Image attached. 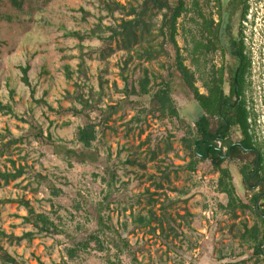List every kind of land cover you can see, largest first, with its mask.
<instances>
[{
  "label": "rangeland",
  "instance_id": "1",
  "mask_svg": "<svg viewBox=\"0 0 264 264\" xmlns=\"http://www.w3.org/2000/svg\"><path fill=\"white\" fill-rule=\"evenodd\" d=\"M246 3L248 8L242 19L241 34L250 60L251 94L247 105L252 112L249 117L252 130L255 138L262 143L264 153V0H246ZM101 6L99 0H23L21 9L17 10L7 0H0V98L4 103H9L19 116L41 124L44 135L50 130L54 138L67 142V145L74 140L75 128L82 124V120L70 113L51 111L43 101L54 108L70 105L65 95L74 89L77 78L75 72L70 79L65 76V65L73 70L76 68L79 41L66 35V32L90 29L99 15L103 16L102 23L107 24L109 20ZM177 40L181 46L179 36ZM98 43L96 38H84L82 41L89 83L98 89L102 80V87L111 96V99L104 96L103 102L115 103L124 96L120 91L124 86L120 66L126 53L114 50L99 61L96 59L97 50L87 54L91 49L88 46H98ZM165 59L160 57L151 63L142 62V65L148 66L152 73H162L160 62H165ZM25 65L29 66V86L20 80V67ZM127 66L123 74L131 78L140 74V69H134L131 63ZM147 97L141 101L143 105H147ZM173 98L179 109L178 118L189 122L191 108L199 111L198 105L184 91L174 94ZM123 111L117 110L109 117L105 122L109 127L104 129L103 134L101 128L96 127L98 132L93 146L99 158L92 163L74 162L72 167H68L51 146L34 140L18 144L22 147L11 150L10 157L16 167L30 166L41 175L50 177L60 189L58 203L61 208H57L56 213L50 211L51 205L47 201L49 188L43 184L33 187L36 183L31 181V176L24 174L14 181L0 182V198L21 196L29 199L36 210L46 211L51 217L62 216L66 223L81 222V215L76 214L71 205L79 202L81 195L93 201L101 197L103 185L99 179L105 173L103 167L107 153L115 161L134 159L143 165L123 163L117 167L115 184L117 191L125 195L108 204L104 217L114 226L115 233L121 239H127L137 260L143 264H254L252 249L233 234L242 230L241 222L251 226L256 218L248 208L236 209V216L233 217L219 207V203L225 200L217 191L206 162L199 160L192 172L184 169L175 172L171 168L168 181L158 179L160 172L157 167L163 169L169 163L179 165L189 159L180 142L184 129L178 118L168 115L156 117L148 113L139 132L132 123H127L135 109L125 107ZM89 117L92 122L97 120L92 113ZM27 126V122L0 111L1 133L9 130L12 134H18ZM166 144L171 146L167 152L164 151ZM4 156L0 157V169H11ZM171 187L186 190L187 193L176 195ZM141 192L144 195L136 199ZM166 196L174 198V201L166 202ZM147 202L152 204L157 219L163 213L171 216L170 248H166L158 230L151 233L147 227L134 225L130 212L145 214ZM25 213L23 206L15 201L2 203L0 229L16 235L30 230L31 226L21 221ZM162 222L165 226V221ZM69 244L58 235L35 237L30 241L23 239L19 243L9 244L0 235L3 248L30 264H35L37 260L50 263L66 258L64 248ZM86 254L81 259L70 261L71 264H105L102 253L90 250ZM128 255L121 253L120 264H130ZM257 264H264V260Z\"/></svg>",
  "mask_w": 264,
  "mask_h": 264
},
{
  "label": "trees",
  "instance_id": "2",
  "mask_svg": "<svg viewBox=\"0 0 264 264\" xmlns=\"http://www.w3.org/2000/svg\"><path fill=\"white\" fill-rule=\"evenodd\" d=\"M11 6L15 9H21V3L23 0H7ZM122 3L120 0H99L101 3V9L105 11V17L108 18L107 24L102 23V15L97 17L93 26L85 31H67L66 35L75 37L78 43L79 52L77 54L76 68L73 70L69 65H65V76L70 79L75 72L77 82H74V89L66 92V99L69 100L70 105L67 107L58 106L52 107L50 104L43 101V104L51 110L58 113H70L73 116L79 117L82 120V124L77 125L75 128L74 140L71 144L67 145V142L58 140L52 136L50 130L43 134V128L41 124L34 120H26L23 116H19L13 107L9 103H4L0 98V111L4 114H11L23 122H27L28 126L22 128V131L18 134H12L9 130L4 133L0 132V157L4 156L11 169H0V182L8 183L14 181L21 175L31 176V181L35 182L37 187L43 184L49 188L50 196L48 202L51 205V212L56 213L57 208H61V204L58 203L59 188H57L50 177L41 175L39 171L33 170L30 166L19 165L15 166V161L10 157L11 150L18 144L30 143L34 140L40 144L51 146L54 153H56L61 160L68 166L72 167L73 163L83 164L92 163L97 161L99 156L94 148V143L97 137V126L101 128V134L104 133V129L109 127L105 122L109 117L117 110H121L124 113V108L129 107L135 109L134 114L128 119L127 123H132L133 127H137L139 132L142 131L141 125L145 121V115L150 113L157 115L156 117H163L165 115L172 116L174 118L179 117V109L175 105L173 98L174 94L182 91L186 95H190L193 88V75L190 69L184 62V57L179 51V46L176 43V20L183 10L182 1L178 4L174 0H124ZM248 8L246 3L243 7L242 18H245V14ZM159 15V16H158ZM84 38H96L98 40V46H88L90 51L87 52L90 55L91 52L97 50L99 61L104 60L112 54L114 50H122L126 53V57L122 60L120 66L121 77L124 82V86L120 91L123 92V98L117 99L115 103H104L103 97L107 96L111 99L110 94L103 88V81H99V88H93L89 83L86 64V55L83 51L85 46L82 44ZM241 51H245L244 41L241 34ZM160 57H165V62H160L162 69L161 72L152 73L148 66L142 65V62L151 63ZM247 61L246 67H248V73L250 71V60L246 54ZM131 63L134 69L139 68L140 74L136 78H131L128 75L123 74V71L128 68L127 64ZM29 66H21L20 80L26 86H29L30 81L28 79L27 71ZM103 86V87H102ZM115 90H118L114 87ZM154 90V91H153ZM33 93V90L31 91ZM198 99L201 100V105L207 107V103L204 100L206 97L198 95ZM147 97V105H143V101ZM130 97H136L131 100ZM196 97V96H195ZM246 102L242 101L240 107L241 120L240 125L242 133L247 136L248 143L255 141L258 147L259 155L257 161V170L255 175L260 171L261 176L264 178V153L262 152V143L259 142L252 130V124L250 123L251 110L246 108ZM95 115L97 120L92 122L89 118V114ZM178 122L184 129V133L180 138L183 149L187 152L189 159L179 165L167 164L163 169L158 168L160 172L159 180H169V170L172 168L175 172L178 169H184L186 171H194L196 164L202 157L199 153L202 151V145L200 139L197 140V133H201V138L206 135V130L202 127L193 129L189 122L184 119L178 118ZM6 137V140L3 138ZM196 146L198 149L196 150ZM171 146L165 145L164 151H169ZM104 174L100 176L99 183L103 185L102 191H100L101 197L97 200L87 199L88 197L80 196L79 202L72 204L71 208H74L79 215H81V222L66 223L62 216L56 215L51 217L46 211L36 210L34 205L29 199L24 197L16 198H0V206L4 202L15 201L17 204L23 206L25 214L21 216V221L31 226L30 230L24 231L19 235L12 232L5 233L0 229V235L3 236L9 244L19 243L21 240L30 241L35 237H43L50 235H58L64 238L70 244L67 245L65 250L66 258H62L59 261H52L45 263L37 260L35 264H71L70 261L81 259L83 255H87L90 250L102 253L104 256L105 264H120V255L125 252L129 254L130 264H143L140 260H137L134 256V251L130 248L127 239H121L115 232L114 226L105 219L104 213L108 208V204L111 201L117 200V198L124 196V193L118 192L117 185V167L120 165L131 163L142 166L143 163L135 161L134 159L126 158L124 160L117 159V161L111 158V155L107 153L104 162ZM153 174L150 176L152 177ZM97 176V175H96ZM248 174H245V179ZM228 174L225 171H221L218 180L216 181L217 191L227 194V200L224 203H219V207L225 211L231 213L233 217L236 216V209L248 208L255 216L256 221L253 225L247 226L246 222H241L242 230H237L233 236L238 238L252 249V254L255 257V263L264 260L263 247H264V185L261 187L263 193L262 200L258 203V208L255 206V201L258 196L256 193L251 204H243L236 198L232 188L230 187ZM160 185V184H158ZM32 187V188H33ZM35 190V188H33ZM171 190L178 195H185L186 190H178L172 188ZM144 195L142 192L136 196ZM150 196V195H149ZM148 196V197H149ZM168 203L174 201V198L166 196ZM125 207V206H124ZM131 209V208H130ZM71 213V212H70ZM72 214V213H71ZM132 221L134 225L138 227H147L151 233L158 230V235L167 247H171L170 230L171 216L168 213L161 214V218L157 219L152 210V204L147 202L146 213H131ZM56 218V219H55ZM162 221H165V226ZM154 222V224H151ZM87 226H90L87 228ZM124 226V224H123ZM113 252L111 253V251ZM111 254L113 256H111ZM117 261V262H115ZM0 264H30L24 258L9 253L5 248L0 245Z\"/></svg>",
  "mask_w": 264,
  "mask_h": 264
},
{
  "label": "flooded vegetation",
  "instance_id": "3",
  "mask_svg": "<svg viewBox=\"0 0 264 264\" xmlns=\"http://www.w3.org/2000/svg\"><path fill=\"white\" fill-rule=\"evenodd\" d=\"M174 1L183 3L176 20V43L192 72L193 88L206 97L207 103L203 107L196 93L190 92L189 98L199 111L191 108L189 124L193 129L199 126L206 130L204 138L197 133L202 145L199 156L207 163L215 185L221 171L227 172L230 187L243 204L250 205L258 193V208L264 185L260 171L255 175L259 150L255 141L248 143L240 125L242 101L249 103L251 94L246 52L240 48L246 0ZM220 193L226 202L227 194Z\"/></svg>",
  "mask_w": 264,
  "mask_h": 264
},
{
  "label": "water",
  "instance_id": "4",
  "mask_svg": "<svg viewBox=\"0 0 264 264\" xmlns=\"http://www.w3.org/2000/svg\"><path fill=\"white\" fill-rule=\"evenodd\" d=\"M255 167H256V165H255Z\"/></svg>",
  "mask_w": 264,
  "mask_h": 264
}]
</instances>
